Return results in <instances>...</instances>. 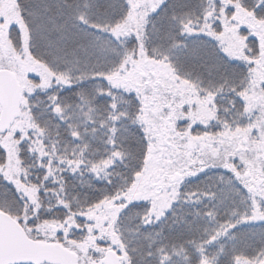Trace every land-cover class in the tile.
Masks as SVG:
<instances>
[{"label": "snow or ice", "instance_id": "obj_1", "mask_svg": "<svg viewBox=\"0 0 264 264\" xmlns=\"http://www.w3.org/2000/svg\"><path fill=\"white\" fill-rule=\"evenodd\" d=\"M0 264H264V0H0Z\"/></svg>", "mask_w": 264, "mask_h": 264}]
</instances>
